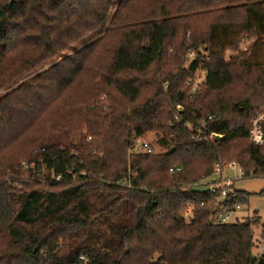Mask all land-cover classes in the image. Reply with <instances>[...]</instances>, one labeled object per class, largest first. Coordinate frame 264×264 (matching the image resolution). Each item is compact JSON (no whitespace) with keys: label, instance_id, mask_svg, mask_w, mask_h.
<instances>
[{"label":"trees","instance_id":"obj_1","mask_svg":"<svg viewBox=\"0 0 264 264\" xmlns=\"http://www.w3.org/2000/svg\"><path fill=\"white\" fill-rule=\"evenodd\" d=\"M263 38L264 0H0V264H264L260 217L214 223L194 189L219 155L264 176ZM77 104L87 131L68 147ZM151 131L163 152L129 153Z\"/></svg>","mask_w":264,"mask_h":264},{"label":"rangeland","instance_id":"obj_2","mask_svg":"<svg viewBox=\"0 0 264 264\" xmlns=\"http://www.w3.org/2000/svg\"><path fill=\"white\" fill-rule=\"evenodd\" d=\"M251 42H253V40L244 42L238 51L234 49L227 50L225 54L226 58L229 60L231 59V57L233 56L236 57L242 53H244L245 57H249L251 53V48H250ZM48 67L49 65L45 66V68ZM97 79L98 81L100 80L99 77H97ZM83 92L84 91H80L78 89L77 91L78 97H73V98H75L76 100H80L81 102L84 101L86 96H84ZM103 97L105 96H102L101 98L103 99ZM86 112H87L86 105L77 104L76 106H73L69 135L63 138L61 141L64 143V145H68V147H71L72 145L80 144L84 140L85 133L87 131ZM144 138L153 144L154 149L157 152H163V149L157 143L156 133L154 131L147 133L144 136ZM129 153H142V152L137 148H133L132 152L129 151ZM220 161L234 162L233 160H229L226 157L219 155V159L216 162H220ZM225 177L234 180L233 187L235 189L253 194L252 196H250L248 203L242 206V208L238 210L237 214L241 220H243L244 217H248V216L254 217V215H258L260 217V222L253 228L255 240H256V247L254 249V254L256 256L258 255L264 256V228H263L264 194H262V192L264 191V176H253V175L245 176V174L242 171V168L240 167V165H238L236 170H232V169L225 170ZM20 181L31 182V183L40 181L39 183H41L42 185L44 184V182H41V180L38 177L30 175L29 173H22V175L20 176ZM194 189L198 190L203 188L201 186L195 185Z\"/></svg>","mask_w":264,"mask_h":264},{"label":"built area","instance_id":"obj_3","mask_svg":"<svg viewBox=\"0 0 264 264\" xmlns=\"http://www.w3.org/2000/svg\"><path fill=\"white\" fill-rule=\"evenodd\" d=\"M206 75L207 72H203L198 76V78L195 80V83L193 84V92H195L204 82ZM165 87H167V84ZM183 110L184 109L181 106H178L179 112ZM209 119L211 120L212 117L210 116ZM187 126L188 128H192L190 123H187ZM206 128L207 127L205 123L198 124V126L195 128V137L199 140L205 137V140H208ZM249 139L257 146H264V107L254 112V115L251 119ZM88 140H91V137H88ZM132 146L133 148L139 149L142 153L151 154L155 152L153 144L145 139L144 136L134 135L132 139ZM31 164L32 166L34 165V163ZM30 165L26 161H22V166L25 169L29 168ZM237 167L238 164L236 162H216L213 169V175L196 184L201 186L203 189L205 188V190L209 191V193L214 196V199L211 201V206L213 208L212 221L214 223H229L239 218L237 212L242 208V205L238 204L235 207H230L226 202V198L234 192V180L225 177V170H236ZM180 170V167H173L170 169V172L174 173ZM203 205H205V203H202V206Z\"/></svg>","mask_w":264,"mask_h":264}]
</instances>
